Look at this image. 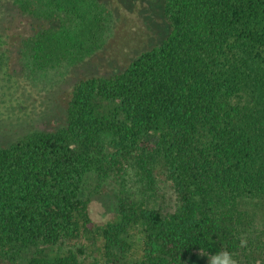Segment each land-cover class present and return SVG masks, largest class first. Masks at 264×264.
I'll return each instance as SVG.
<instances>
[{
  "label": "trees",
  "instance_id": "trees-1",
  "mask_svg": "<svg viewBox=\"0 0 264 264\" xmlns=\"http://www.w3.org/2000/svg\"><path fill=\"white\" fill-rule=\"evenodd\" d=\"M47 5L0 2L11 66L62 69L42 90L17 76L25 114L16 134L0 128V264H192L220 251L264 264V237L247 229L264 204V0ZM92 183L114 194L108 219Z\"/></svg>",
  "mask_w": 264,
  "mask_h": 264
},
{
  "label": "rangeland",
  "instance_id": "rangeland-1",
  "mask_svg": "<svg viewBox=\"0 0 264 264\" xmlns=\"http://www.w3.org/2000/svg\"><path fill=\"white\" fill-rule=\"evenodd\" d=\"M6 0H0V2H4ZM9 2H12L13 5H22L27 6L29 9H35L36 13L41 15L44 14L47 10L48 3H51V0H7ZM160 1V0H158ZM43 4H46L42 6ZM46 7V9H45ZM17 12V11H16ZM15 12V14H17ZM101 15V21L99 23V31L103 32L107 30V27L109 26L108 15L105 12L103 8H100L97 11ZM28 15V14H27ZM35 17V16H34ZM34 25L37 26V28L42 27L43 24H46V22L41 19L34 18L33 19ZM76 26V24H75ZM76 29V28H75ZM77 30V29H76ZM2 34L0 36V128L4 125H7V128L10 129V124L14 121V116L17 115V111L25 114L24 111V105L25 99L23 98V92L27 94V91L22 88H20V91L17 90V76H20L23 78V81L25 84H27L30 89L33 90L32 85L37 87L38 89L42 90L44 88H47L48 84L51 80H49V77L58 78L60 75H56L59 73L62 69L58 68L55 62H50V64H44L43 66L40 62L36 60H32L31 57L26 56V59L23 60L22 64L17 62L14 63L11 66L10 61L8 58L5 57L6 54V46L5 41L7 40V33L4 29L1 30ZM17 32V30H11L10 35H13ZM18 33V32H17ZM16 35V34H15ZM7 56V55H6ZM45 63V62H44ZM10 66L12 67L13 71L15 73H10L9 69ZM78 71H80L78 69ZM55 72L54 76L53 73ZM13 74V75H12ZM80 74V73H78ZM35 90V89H34ZM36 91V90H35ZM64 97L63 93H60V98L62 99ZM61 99H58L59 101ZM23 107V108H22ZM22 108V109H21ZM21 109V110H20ZM27 115H24L26 118L23 125H21V130H19L20 133H23L25 128L27 129L30 125V121L32 122L31 113H26ZM29 121V123H27ZM4 124V125H3ZM43 128V127H41ZM13 131V134H16L15 130L10 129ZM8 131L3 132L0 130L1 134H4L5 136H10ZM0 134V137L2 136ZM3 137V136H2ZM158 184L160 186V189H163V191L168 192V200L172 196V183L167 181L166 176L163 173L158 172ZM96 185L95 183H92L91 188L88 190L89 197H92V209L93 212H95L96 216L101 219H108L112 215L113 206L115 203L114 194L110 191H107V189H104L102 192H95L97 191L95 189ZM116 188V184L114 186ZM95 190V191H94ZM114 190V189H113ZM96 193H98V196L93 197ZM151 205L155 206L157 203H159L158 198L151 199ZM253 215V213H252ZM255 216V217H254ZM252 218V224L248 225L247 229L250 232V234L253 237H256L258 240H260L261 237H264V204L262 206H257L255 213ZM251 221V220H250ZM264 256V255H263ZM192 264H209V260L202 259V258H196Z\"/></svg>",
  "mask_w": 264,
  "mask_h": 264
},
{
  "label": "clouds",
  "instance_id": "clouds-1",
  "mask_svg": "<svg viewBox=\"0 0 264 264\" xmlns=\"http://www.w3.org/2000/svg\"><path fill=\"white\" fill-rule=\"evenodd\" d=\"M209 264H236V261L229 252L220 251L211 257Z\"/></svg>",
  "mask_w": 264,
  "mask_h": 264
}]
</instances>
